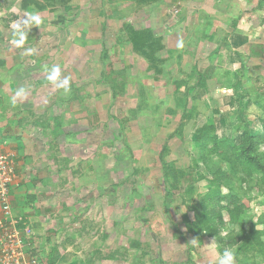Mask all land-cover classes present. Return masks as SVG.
Returning <instances> with one entry per match:
<instances>
[{"label": "rangeland", "instance_id": "374dc122", "mask_svg": "<svg viewBox=\"0 0 264 264\" xmlns=\"http://www.w3.org/2000/svg\"><path fill=\"white\" fill-rule=\"evenodd\" d=\"M64 4L56 8L57 21L52 13L34 14L40 25L21 26L37 30L43 55L50 31L57 32L54 60L62 79L66 58L71 87L69 123L57 144L69 160L58 162L52 177L56 200L35 221L24 219L34 254L53 264L69 242L76 255L89 244L82 251L88 259L117 249L131 263L217 264L230 247L235 264H264V233L256 234L263 229V139L256 136L253 152L262 171L242 181L227 162L202 152L198 134L207 114L221 109L234 114L224 133L238 143L241 126L264 134V0H145L137 8L132 0H69L68 12ZM133 28L148 32L139 50ZM242 83L254 106L237 118L239 107L222 101L230 93L223 87ZM218 169L222 191L232 188L249 201L245 233L230 222L218 237L207 228Z\"/></svg>", "mask_w": 264, "mask_h": 264}, {"label": "crops", "instance_id": "0c3cea01", "mask_svg": "<svg viewBox=\"0 0 264 264\" xmlns=\"http://www.w3.org/2000/svg\"><path fill=\"white\" fill-rule=\"evenodd\" d=\"M87 1L91 2V0ZM132 1L135 2L136 8L141 3L137 0ZM63 2L65 3L63 10L68 12L69 0H63ZM63 2L56 0H0V149L13 154L17 161V179L10 191L13 210L21 208L25 211L22 215L23 218L30 220L43 212L45 207L51 208L53 206L50 204L56 199L54 200L55 197L52 196L53 192L51 191L52 181H54L52 177L54 175L56 178L57 171L61 170L58 162L65 163L66 160H69L66 155H60V151H64V149H62L63 147L58 148L57 145L59 138L64 137L67 131L66 124L69 123V108L67 107V105L69 106V92H64L62 88L54 86L48 80L50 70L54 66H58L54 60L57 55V32L52 33L50 31L49 51L47 55H43L42 53L45 51L41 49L38 43L42 38L39 34H35L36 29L32 32L28 31L30 27L24 29L27 26L25 21L30 22L29 14L42 16L46 13L55 15L57 21L56 8L58 4L62 5ZM24 3L25 7L23 6ZM206 5L207 2L203 7L208 9ZM56 21L48 20V24L53 23L56 26ZM218 21H222V19H218ZM215 22L217 23V21ZM223 22L228 21L225 19ZM34 23L32 25H40V22ZM21 26L24 28L22 29ZM129 27L131 28V26ZM133 30L142 31L139 28H133ZM20 33L25 34L22 44L17 43L20 40ZM37 35L38 39L35 41ZM229 42L232 43L231 36ZM220 54L222 55V53ZM225 56L228 59L231 57L227 52ZM65 61V65L60 62L63 65L61 69L62 73L69 77L66 58ZM19 89H24L25 95L17 97L16 104L13 105L12 98ZM224 90L229 91L230 96L225 95L222 101L225 104L233 102L239 107L237 109L239 113L236 114L237 118L240 115L244 116L243 113L254 106L248 101L247 95L249 94L245 92L246 86L243 83L225 86L223 87ZM235 94L236 97H234ZM57 109H61L62 113L57 114ZM216 114L213 116L207 114L205 123L208 121L214 123L219 136H230L224 131L230 129L228 117H233L234 114L229 109L226 111L221 109V112ZM58 121H66V123L62 122L63 128H59L57 131L56 122ZM231 122L237 125L239 119L234 118ZM220 127L225 128L221 133ZM52 135L55 138H52ZM60 156L66 159H62ZM58 185L59 183H55L56 188ZM47 192L50 193V196ZM14 213L16 215V212ZM27 213H30L31 216H28ZM25 222L27 221L25 220ZM28 224L30 225V223ZM73 246L69 247V242L62 243L59 246L61 250L59 259L53 264H120L122 261L124 264H138L137 262L131 263L132 259L128 261L121 259V254L117 249L108 254L103 252L102 257L98 254L97 258L88 259L82 251L89 250L86 247L90 246L89 244H82L78 255L69 252Z\"/></svg>", "mask_w": 264, "mask_h": 264}, {"label": "trees", "instance_id": "16d2710c", "mask_svg": "<svg viewBox=\"0 0 264 264\" xmlns=\"http://www.w3.org/2000/svg\"><path fill=\"white\" fill-rule=\"evenodd\" d=\"M139 1L143 2L145 0ZM25 3L23 5L24 7ZM132 35L136 48L138 50L141 49L144 45L145 38L148 35L147 30H132ZM149 35V37L153 36L151 34ZM241 128L243 133L241 135L242 140L239 143L237 142V137L219 136L216 125L209 121L198 130V134L201 137L202 152L206 151L210 157L217 156L221 160L227 162L230 170L233 173H238L241 180L245 181L246 178L262 171L263 164L253 152L258 143L256 141L259 140L256 136H260L264 142V134L259 132L255 134L244 126H241ZM212 159L213 158L209 159V166L210 164H213ZM214 175L215 177L213 181L215 180L216 183L214 186L213 184L211 185V199L213 204L212 206L210 205L209 213L205 220L210 234H214L218 237L221 230L228 222L233 225H242L243 233H245L246 228L243 222V216L249 210V201L246 197L241 196L232 188H229L228 193L222 191V184H224L225 179L224 172L221 169H218ZM224 212L229 217L228 221L224 219ZM259 224L263 226V229L261 232H256L258 239L260 238V235L264 233V215L260 218ZM250 231H255V229H250Z\"/></svg>", "mask_w": 264, "mask_h": 264}, {"label": "built area", "instance_id": "2783aa9c", "mask_svg": "<svg viewBox=\"0 0 264 264\" xmlns=\"http://www.w3.org/2000/svg\"><path fill=\"white\" fill-rule=\"evenodd\" d=\"M17 179V161L0 149V264H45L30 247L32 228L14 213L11 187Z\"/></svg>", "mask_w": 264, "mask_h": 264}, {"label": "clouds", "instance_id": "9594fccd", "mask_svg": "<svg viewBox=\"0 0 264 264\" xmlns=\"http://www.w3.org/2000/svg\"><path fill=\"white\" fill-rule=\"evenodd\" d=\"M29 20L34 21L36 23H39V17L37 15L29 14ZM25 23H28V21H25ZM25 34L20 33V40L17 41L18 44H22L24 40ZM31 51V49H29ZM48 80L53 83L54 86L62 88L64 92H69L71 90L70 87V78L69 77H63L61 79V71L59 66H54L48 75ZM25 95L24 89H19L16 93V95L12 98L13 105L16 104L17 97H22ZM235 258L236 254L233 251L232 248L226 247L222 254L220 255L217 264H235Z\"/></svg>", "mask_w": 264, "mask_h": 264}]
</instances>
